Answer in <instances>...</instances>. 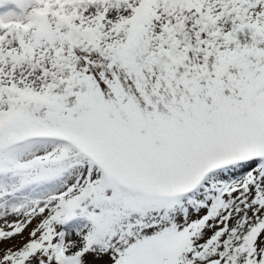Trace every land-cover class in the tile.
<instances>
[{
  "label": "snow or ice",
  "instance_id": "obj_1",
  "mask_svg": "<svg viewBox=\"0 0 264 264\" xmlns=\"http://www.w3.org/2000/svg\"><path fill=\"white\" fill-rule=\"evenodd\" d=\"M0 264H264V0H0Z\"/></svg>",
  "mask_w": 264,
  "mask_h": 264
}]
</instances>
